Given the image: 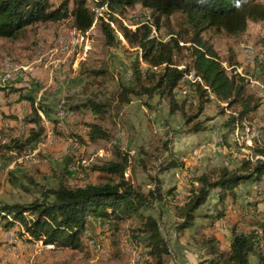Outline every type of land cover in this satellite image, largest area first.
Here are the masks:
<instances>
[{
	"label": "rangeland",
	"instance_id": "1",
	"mask_svg": "<svg viewBox=\"0 0 264 264\" xmlns=\"http://www.w3.org/2000/svg\"><path fill=\"white\" fill-rule=\"evenodd\" d=\"M59 1L52 0L55 5ZM257 1L264 6V0ZM87 2L94 21L77 41H72L68 34L74 27L70 15L28 25L15 39L0 37V78L7 71V76L0 79V202H29L41 187H56L59 183L75 187L107 182L110 175L90 167L118 160L113 155L115 147L129 154V182L144 194L152 195L141 216L135 214L119 221L90 217L81 249L40 245L38 240L29 239L20 225L8 231L0 228V264H155L139 231L142 216L146 215L156 217L168 244L169 252L163 256L162 264H211L207 261L210 255L200 245L203 235L217 234L219 250L226 251L232 229H260L253 223L264 222V174L256 182L236 186L234 197L226 193L225 216L213 225L207 215L198 216L192 226L178 232L175 207L183 204L200 174L222 167L237 169L244 158H260L254 150L264 146V20H248L245 30L237 34L215 27L202 33V38L217 52L227 76L242 78L245 92L260 103L229 127L224 123L232 115L237 117V111L227 108L225 101L218 102L212 92L204 110L186 121L199 108L198 93L192 83L194 78L199 79L193 69L184 73L173 90L184 113H169L168 100L157 94L151 98L130 95L128 103L120 104L116 100L119 86L134 85L131 64L138 49L127 43L113 23L120 41L106 44L97 20V5L93 0ZM102 8L106 10V6ZM117 17L131 30L152 21L149 10L139 3L127 7ZM159 22V30L152 26L151 33L165 39L170 30H178L184 24V17L174 12L161 17ZM138 56L139 68L144 70L148 65L140 53ZM174 61L180 68L190 67V51L178 52ZM91 70L101 73L92 74ZM22 80L29 85L20 84ZM88 99L106 104L102 117H93L89 110L69 108ZM31 101L46 107L47 112L44 108L38 112L45 131L38 141L18 153L11 147V140L28 136L33 123L25 124L23 118L35 117L30 113ZM90 120H98L110 138L75 142L72 135H83V122ZM197 122H202L206 129L190 131V126ZM173 161L178 165L162 169ZM110 180L116 181V177L111 176ZM158 182L161 191L170 192L165 201L155 197ZM216 192L213 190L200 208L202 214L214 212L216 205L220 207Z\"/></svg>",
	"mask_w": 264,
	"mask_h": 264
},
{
	"label": "trees",
	"instance_id": "2",
	"mask_svg": "<svg viewBox=\"0 0 264 264\" xmlns=\"http://www.w3.org/2000/svg\"><path fill=\"white\" fill-rule=\"evenodd\" d=\"M93 3L99 8L106 6V10H100L97 18L106 44L114 45L120 41L114 33L111 25L113 23L117 25L127 43L138 49L134 63L131 64L132 82L135 86L130 83L119 86L116 100L120 104L128 103L130 95L151 98L153 94H157L160 99L168 100L169 113H184L183 106L175 101L173 90L184 73L193 69L196 79H199L196 81L194 78L192 82L198 93L199 108L186 121L190 122L204 110L205 103L212 99L209 97L211 92L215 94L218 102L225 101L227 108L237 111V117L230 116L224 126H233L234 121L239 122L259 107V100L245 92L243 79L227 76L217 52L202 38V33L212 27L237 34L245 30L248 20H264V6L257 0H93ZM135 3L149 10L152 21L140 23L131 30L122 24L117 15L123 14L127 7ZM174 12L184 17V24L178 30H170L165 39L152 35V26L159 30L160 18L168 17ZM68 15L73 19V26L81 33H85L94 21V14L87 0H60L57 5L52 0H0V37L15 39L28 25L56 21ZM183 50L190 51V67L180 68L174 61L175 54ZM138 53L148 65L144 70L139 68ZM91 73L98 74L101 71L91 70ZM30 106V113L35 117L28 119L29 115H26L23 118L25 124L33 123L28 136L23 140H11V147L17 149L18 153L22 148L38 141L45 131L38 112L41 108L47 112L46 107L36 105L33 101ZM105 106L101 101L88 99L82 104L70 105L69 108L79 112L89 110L93 117H102L106 111ZM83 126L86 129L83 135H72L78 144L84 140L86 142L110 138V133L98 120L84 121ZM189 129L195 132L206 129V126L197 122ZM254 152L260 158L254 161L244 158L237 169L215 168L209 173L197 176L183 204L175 207L179 218L175 223V230L180 232L189 228L198 216L207 215L205 217L212 225L215 220L223 217L226 193H231L234 197L236 186L259 180L264 174V146L255 148ZM113 155L118 160H109L90 167L93 171L110 175L107 182L75 187L59 183L56 187H41L39 194L29 202H0V228L8 231L20 225L29 239L38 240L40 245L81 249L82 237L90 224V217L119 221L135 214L141 216L152 193L144 194L126 178L129 154L115 147ZM176 165L178 163L173 161L162 169ZM80 167L86 166L80 164ZM111 176L116 177V181L110 180ZM213 190L217 191V204L220 207L215 204L214 212L202 214L200 208ZM155 191V197L160 202L165 201L170 193L161 191L159 182ZM141 220L139 231L146 252L154 257L155 264H162L163 256L168 254L169 248L158 221L152 215L142 216ZM253 224L260 229H251L248 232L232 229L226 251L219 250V240L214 235H203L200 245L210 255L207 261L211 264H264V222L255 221ZM16 231L21 234L19 229Z\"/></svg>",
	"mask_w": 264,
	"mask_h": 264
},
{
	"label": "bare ground",
	"instance_id": "3",
	"mask_svg": "<svg viewBox=\"0 0 264 264\" xmlns=\"http://www.w3.org/2000/svg\"><path fill=\"white\" fill-rule=\"evenodd\" d=\"M104 8H101L103 10ZM100 10H96V14H99ZM80 31L77 30L75 27L69 30V37L72 41H77L80 35ZM68 41V40H67Z\"/></svg>",
	"mask_w": 264,
	"mask_h": 264
},
{
	"label": "built area",
	"instance_id": "4",
	"mask_svg": "<svg viewBox=\"0 0 264 264\" xmlns=\"http://www.w3.org/2000/svg\"><path fill=\"white\" fill-rule=\"evenodd\" d=\"M97 10H101V8H99L98 6H95ZM7 76V71H5L3 73V75L1 76L0 79H2L3 77H6ZM20 84H26V86L29 85V82H27L26 80H22ZM9 90V89H8ZM9 237V236H8ZM38 249V248H37Z\"/></svg>",
	"mask_w": 264,
	"mask_h": 264
},
{
	"label": "crops",
	"instance_id": "5",
	"mask_svg": "<svg viewBox=\"0 0 264 264\" xmlns=\"http://www.w3.org/2000/svg\"><path fill=\"white\" fill-rule=\"evenodd\" d=\"M7 96H8V97H12V96H13V94H8ZM256 181H257V180H256ZM256 181H255V182H256ZM257 184H258V183H257ZM239 185H240V184H239ZM239 185H238V186H239ZM234 189H236V188H234ZM234 193H235V192H234ZM224 216H225V215H224ZM224 216H223V217H224ZM221 218H222V217H221ZM221 218H220V219H221ZM215 237H216V238L219 240V238H218V235H217V234H215Z\"/></svg>",
	"mask_w": 264,
	"mask_h": 264
}]
</instances>
